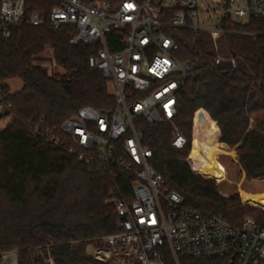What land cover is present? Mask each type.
<instances>
[{
	"label": "trees",
	"instance_id": "trees-1",
	"mask_svg": "<svg viewBox=\"0 0 264 264\" xmlns=\"http://www.w3.org/2000/svg\"><path fill=\"white\" fill-rule=\"evenodd\" d=\"M96 1L117 8L125 0ZM53 6L51 0H26L25 17L37 13L43 24H22L7 39L0 32V83L7 109L0 117H9L0 130V256L15 253L17 264H49L48 258L54 264H101L87 247L93 239L117 232L108 190L118 185L128 194V182L114 179L102 165H84L45 135L58 131L81 108L108 112L116 104L102 73L88 67L96 47L73 45V27L53 28L48 20ZM227 28L232 32L220 36L217 52L240 56L244 64H215L206 33L194 37L188 30L173 31L176 58L195 65L176 95L173 119L186 145L180 150L171 146L172 128L166 122H143V145L152 152L149 164L163 178L165 190L176 192L184 206L231 225H240L248 215L264 228V212L221 199L213 180L194 175L179 159L191 146L190 157L197 153L196 130L209 119L195 117L193 144L192 124L195 112L203 110L218 128V142L235 150L245 179L264 180V21L243 26L229 21ZM47 48L62 73H49L46 60L39 58ZM16 79L22 87L10 93L7 82ZM36 131L40 135L34 137ZM199 172L216 178L208 169ZM166 264L174 262L168 258ZM178 264L226 262L180 259Z\"/></svg>",
	"mask_w": 264,
	"mask_h": 264
},
{
	"label": "built area",
	"instance_id": "built-area-1",
	"mask_svg": "<svg viewBox=\"0 0 264 264\" xmlns=\"http://www.w3.org/2000/svg\"><path fill=\"white\" fill-rule=\"evenodd\" d=\"M25 1L0 0L4 39L22 24H43L37 13L25 17ZM51 1L50 25L73 27V45L96 47L88 67L102 73L116 104L108 112L81 108L58 131L45 135L84 165H102L114 179L128 182V194L118 185L108 190L117 232L92 240V259L101 264H166L168 258L174 264L180 259L264 264V228L255 220L231 225L184 206L176 192L165 190L163 178L149 164L152 152L143 145L142 127L143 122H166L172 128L171 146L184 148L186 139L173 125L176 95L195 65L176 58L173 31L188 30L194 37L206 33L214 45L215 64H244L240 56L219 54L216 42L232 32L229 21L240 26L264 21V0H125L117 8L96 0ZM4 95L0 83V114L7 110ZM198 114L206 116L198 110L194 119ZM189 157L186 161L192 163ZM47 262L54 264L50 258Z\"/></svg>",
	"mask_w": 264,
	"mask_h": 264
},
{
	"label": "rangeland",
	"instance_id": "rangeland-1",
	"mask_svg": "<svg viewBox=\"0 0 264 264\" xmlns=\"http://www.w3.org/2000/svg\"><path fill=\"white\" fill-rule=\"evenodd\" d=\"M39 58L46 60L44 65L47 67L49 73H62L63 72L61 68H58L53 63V55H52V51L50 49H48V48L45 49L44 53L41 56H39ZM7 85L9 87L10 93H16L22 87V83L17 79L7 82ZM109 89H110V91H112V89L110 87H109ZM206 117L209 118L207 114H206ZM8 122H9V117H0V130H2ZM193 128H194V122L192 124V144L194 142ZM218 137H219V131H218L216 124L214 123V130H213V134H212L213 144L215 146L219 147L220 149H222V151H223L222 153H219L216 156V159H217L218 163L221 166H223L225 173L223 172L221 175H219V174H216L213 171L208 169L210 172H213L216 175V178L209 176V175L206 176V175L201 174L199 172L200 171L199 167H200V163H201L200 159L193 161L192 164H191V161L190 162L186 161L187 156L191 155L192 146L190 149L191 151L188 153H184V154L180 155L179 159L184 161L188 165V167L190 168L191 172L194 175H199V176L205 178V180H213L216 192L221 199H223L225 201L232 200L241 206L244 205V206H248V207H253L255 209H258V210H261L262 212H264V206L257 201H250L248 203H243V201L241 199V194H240L241 191L251 193V194L264 193V180L247 181L245 179V174L239 165L237 154H236L235 150L230 149L227 145H225L223 143H219ZM196 165H197V167H196ZM252 202H257V203L256 204H250ZM245 219H253V218L251 216L246 215L243 218V220H245ZM87 252L90 253V246L87 247ZM1 261H2L1 264H17V256L15 253H8L6 258L4 260H1Z\"/></svg>",
	"mask_w": 264,
	"mask_h": 264
},
{
	"label": "bare ground",
	"instance_id": "bare-ground-1",
	"mask_svg": "<svg viewBox=\"0 0 264 264\" xmlns=\"http://www.w3.org/2000/svg\"><path fill=\"white\" fill-rule=\"evenodd\" d=\"M213 130H214V123L210 120H206L199 125V127L196 130V135L199 140V146L197 149V153L190 158L193 161H196L197 159L201 160L199 170L209 169L214 173L221 175L223 171L220 169V164L218 163L216 156L219 153H222L223 151L222 149H220L219 147L213 144V140H212ZM240 194L243 203H248L250 201H257L264 206V193L251 194L241 191Z\"/></svg>",
	"mask_w": 264,
	"mask_h": 264
},
{
	"label": "water",
	"instance_id": "water-1",
	"mask_svg": "<svg viewBox=\"0 0 264 264\" xmlns=\"http://www.w3.org/2000/svg\"><path fill=\"white\" fill-rule=\"evenodd\" d=\"M220 169L225 173L223 166L220 165Z\"/></svg>",
	"mask_w": 264,
	"mask_h": 264
},
{
	"label": "crops",
	"instance_id": "crops-1",
	"mask_svg": "<svg viewBox=\"0 0 264 264\" xmlns=\"http://www.w3.org/2000/svg\"><path fill=\"white\" fill-rule=\"evenodd\" d=\"M200 111H203V110H200ZM203 113H205V111H203ZM209 119V118H208ZM210 120V119H209Z\"/></svg>",
	"mask_w": 264,
	"mask_h": 264
}]
</instances>
